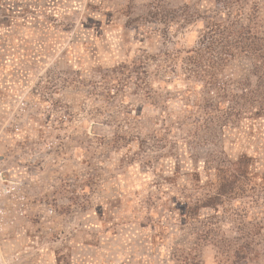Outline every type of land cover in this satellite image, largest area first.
<instances>
[{"label": "rangeland", "instance_id": "rangeland-1", "mask_svg": "<svg viewBox=\"0 0 264 264\" xmlns=\"http://www.w3.org/2000/svg\"><path fill=\"white\" fill-rule=\"evenodd\" d=\"M228 13L264 34V0H0V264H264V113L225 116L255 80L203 48Z\"/></svg>", "mask_w": 264, "mask_h": 264}, {"label": "trees", "instance_id": "trees-1", "mask_svg": "<svg viewBox=\"0 0 264 264\" xmlns=\"http://www.w3.org/2000/svg\"><path fill=\"white\" fill-rule=\"evenodd\" d=\"M150 16L156 19L159 15L151 13ZM225 16L228 18L226 20V27L216 25L214 26L215 31L210 30V33L214 34L216 32L218 34V40L210 39L209 46L203 48L207 53L208 51L211 52L212 48H216L215 52H218L219 55H228L229 57H232L233 54L226 52L228 48H233L235 51L238 50L243 53V61L248 68L250 76L255 80L254 86L248 83L243 84L244 86L240 90V94H229L234 99V106L226 109L225 116L238 118L244 113L246 106L252 107L254 104L258 105L259 109L255 110V112H250V115L256 116L260 113L262 114L264 113V34L255 30L252 31V28L242 25L237 21L232 22V15L230 13L225 14ZM209 36L212 35L206 34L202 38L206 37L207 42ZM199 58L203 59L205 56L201 54ZM219 62L223 64L224 58L219 57ZM224 91L222 89V92ZM226 97V93L221 96L222 99ZM220 108L221 105H219L218 109ZM222 110L224 109L222 108ZM246 160V158H241L238 162H233L229 165V168L225 169L219 164L214 166L215 191L212 196L207 197L205 200L207 203L203 204L204 208L215 209L219 205L218 203L221 198L235 195L236 184L239 178L246 177Z\"/></svg>", "mask_w": 264, "mask_h": 264}, {"label": "built area", "instance_id": "built-area-1", "mask_svg": "<svg viewBox=\"0 0 264 264\" xmlns=\"http://www.w3.org/2000/svg\"><path fill=\"white\" fill-rule=\"evenodd\" d=\"M1 164H2V161L0 159V198L10 193V190H12V188L5 185L6 183H9V182L5 179L3 175V171L1 170ZM1 212L2 211L0 210V214Z\"/></svg>", "mask_w": 264, "mask_h": 264}]
</instances>
